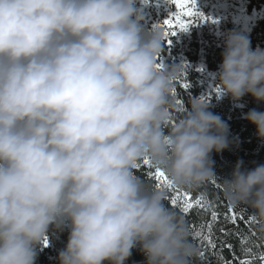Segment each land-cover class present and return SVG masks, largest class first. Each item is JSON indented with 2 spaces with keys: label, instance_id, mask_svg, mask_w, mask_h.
Segmentation results:
<instances>
[{
  "label": "clouds",
  "instance_id": "obj_1",
  "mask_svg": "<svg viewBox=\"0 0 264 264\" xmlns=\"http://www.w3.org/2000/svg\"><path fill=\"white\" fill-rule=\"evenodd\" d=\"M143 20L139 0H0V264H37L53 228L69 232L59 264H126L136 248L145 264H195L167 188L136 175L145 159L173 189L219 180L264 242V164L238 160L220 181L229 125L202 97L172 123L185 70L157 67L169 37ZM222 57L219 96L264 102V48L232 30ZM244 118L264 141V111Z\"/></svg>",
  "mask_w": 264,
  "mask_h": 264
},
{
  "label": "trees",
  "instance_id": "obj_2",
  "mask_svg": "<svg viewBox=\"0 0 264 264\" xmlns=\"http://www.w3.org/2000/svg\"><path fill=\"white\" fill-rule=\"evenodd\" d=\"M246 7L247 14L252 18V23L243 25L242 23L227 24L223 31H242L248 35L252 48L257 46L264 48V0H242ZM162 5L150 3L148 8L143 9L145 30H151L169 18L170 14L176 9L167 0ZM203 20L197 21L189 26L184 32H177L175 36L169 37L164 45V51L160 61L164 65H181L184 73L178 78L175 84V100L181 101V106L176 104L174 108V118L172 123L181 118L188 107L190 100L194 97H205L210 104L209 110L219 115L229 125L230 146L221 153L212 154L214 169L217 176L222 181L229 177L238 160L243 161V167L254 168L257 164H264V141L257 136L256 126L244 118V115L251 109L264 111V102H257L250 94L242 97L238 102L233 101L230 96L220 97L214 90L219 88L218 79L213 73L218 71L222 63V53L224 42L216 40L214 33L206 31ZM187 82L191 86L185 89L182 83ZM210 97V98H208ZM167 131V129H165ZM154 167L152 170L154 171ZM150 169L140 163L136 170L146 184L157 187V181L148 175ZM187 191L192 197H200L205 203V208L196 207L189 213H184L179 206L171 204L173 190L166 189V203L183 215L193 231V241L200 253L199 260L195 264H239L243 259H256L257 264H261L258 255L264 253V242L257 238L253 229L249 210L233 209L225 201L219 180L209 182L196 190L180 189ZM231 210L238 215H243V220H238L235 224L231 223ZM216 211L218 219L213 222L211 234L208 232L207 224L211 220V212ZM200 232L202 236H209L216 245L212 248L207 240L197 236ZM69 232L67 229L58 231L50 229L47 235V246L42 245L37 264H59V252L65 248L68 241ZM247 240L246 245H242V240ZM251 249L255 256L247 255L244 248ZM107 264V262H105ZM126 264H145V257L139 248L133 249L131 257Z\"/></svg>",
  "mask_w": 264,
  "mask_h": 264
},
{
  "label": "snow or ice",
  "instance_id": "obj_3",
  "mask_svg": "<svg viewBox=\"0 0 264 264\" xmlns=\"http://www.w3.org/2000/svg\"><path fill=\"white\" fill-rule=\"evenodd\" d=\"M169 3L175 6V11L170 14L169 18L165 19L162 23V25H158L162 27L165 30V35L168 37L175 36L177 32H184L189 29V26H192L193 23L203 20H211L210 17H205L201 12L197 11V4L196 0H169ZM168 43H171V40H168ZM163 62L161 61L160 64L157 65V67H162ZM182 87L185 89L190 88V84L187 82H183ZM218 94L220 92L219 88L214 89ZM173 95H176L175 89L173 90ZM205 98V97H202ZM210 98V97H208ZM176 104L178 106H181V101L176 100ZM143 164L148 166L150 169L148 175L152 178H154L157 181V187L159 188H167L173 190L174 194L171 197V204L175 206H179L180 210L184 213H189L190 210L199 207L200 209L205 208V203L202 198L200 197H192L190 193L187 191L182 192L180 189H173L168 184L167 177L165 173L160 169H154L152 170V165L150 162L145 159L143 161ZM139 167V165L137 166ZM231 215L228 217L230 219L231 223L235 224L238 220H243V215H238L234 210H231ZM218 216L216 211L211 212V220L207 224L208 232L211 234L212 228H213V222L217 221ZM197 236H201L202 239L207 240L208 244L215 248L216 245L213 243V241L209 236H202L200 232L196 233ZM247 240L246 238L242 240V245H246ZM44 245L47 246V238L44 240ZM244 251L247 255L255 256L256 254L252 253L251 249L244 248ZM201 256H203V253H201ZM258 260L261 262V264H264V253H261L258 255ZM239 264H257L256 259H243L239 262Z\"/></svg>",
  "mask_w": 264,
  "mask_h": 264
},
{
  "label": "rangeland",
  "instance_id": "obj_4",
  "mask_svg": "<svg viewBox=\"0 0 264 264\" xmlns=\"http://www.w3.org/2000/svg\"><path fill=\"white\" fill-rule=\"evenodd\" d=\"M167 0H139V6L143 9L148 8L150 3H157L158 6ZM169 1V0H168ZM197 11L211 20L203 21V28L210 33H214L216 40L224 42L226 33L223 27L227 24L248 25L252 23V18L245 10V3L242 0H196Z\"/></svg>",
  "mask_w": 264,
  "mask_h": 264
}]
</instances>
